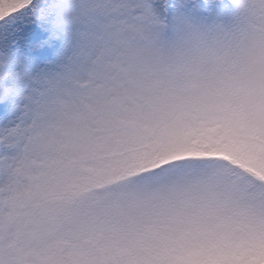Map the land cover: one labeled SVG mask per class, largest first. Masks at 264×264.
Masks as SVG:
<instances>
[{"label":"snow or ice","instance_id":"snow-or-ice-1","mask_svg":"<svg viewBox=\"0 0 264 264\" xmlns=\"http://www.w3.org/2000/svg\"><path fill=\"white\" fill-rule=\"evenodd\" d=\"M245 112L264 0H0V264H264Z\"/></svg>","mask_w":264,"mask_h":264},{"label":"rangeland","instance_id":"rangeland-1","mask_svg":"<svg viewBox=\"0 0 264 264\" xmlns=\"http://www.w3.org/2000/svg\"><path fill=\"white\" fill-rule=\"evenodd\" d=\"M264 125V115L252 112H245L237 114L232 118L229 128L222 130L225 137L233 139L239 136L251 137L260 126ZM191 130V128L189 129ZM214 131V130H213ZM155 145L148 143L146 147L152 148ZM240 157L252 163V166H247L253 171L264 174V156H259L252 151H240Z\"/></svg>","mask_w":264,"mask_h":264}]
</instances>
